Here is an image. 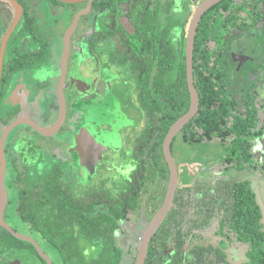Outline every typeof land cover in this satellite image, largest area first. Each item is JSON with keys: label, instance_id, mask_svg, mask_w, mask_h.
I'll use <instances>...</instances> for the list:
<instances>
[{"label": "flooded vegetation", "instance_id": "af4514ba", "mask_svg": "<svg viewBox=\"0 0 264 264\" xmlns=\"http://www.w3.org/2000/svg\"><path fill=\"white\" fill-rule=\"evenodd\" d=\"M205 1L0 0V153L3 146L5 159L3 168L0 155V184L3 180L5 190L0 264H24L25 253L48 264L37 248L51 258L45 229L57 234L67 220L77 224L80 218L87 219L90 231L94 216L109 214L118 204L117 215L137 191L139 207L125 217L113 215L112 233L122 252L119 263L126 255L128 264L135 263L144 230L162 205L167 186V181L159 185L153 172L158 117L152 110L158 101L155 97L148 104L143 93L147 85L154 90L161 73L159 60L166 57L172 75L174 41L186 72L188 33ZM197 34L201 59L208 56L214 74L226 75L230 82L220 88L236 98L234 114L245 116L244 104L251 103L257 119L254 126L226 138L203 136L199 144L218 145L223 140L226 153L194 167L197 171L185 183L180 184L184 163L176 162L183 149L171 148L178 184L158 228L171 224L172 236L181 229L180 248L176 240L162 247L171 261L177 257V264H242L249 247L236 240L231 210L235 182H246L253 191L264 231V0H219L207 7L196 27L193 69ZM118 79L120 94L113 86ZM123 104L139 110L138 137L130 146L131 134L125 136L135 120L122 111ZM238 133L246 141H238ZM231 141L234 150L228 147ZM246 150L251 158L245 160ZM98 169L101 175L94 182ZM76 183L85 185L78 189ZM129 184L132 192L127 191ZM193 185L200 189L198 196L185 190V205L176 218L175 197L181 188ZM104 224L108 231V221ZM117 231L121 239L127 237V244L116 242Z\"/></svg>", "mask_w": 264, "mask_h": 264}, {"label": "trees", "instance_id": "16d2710c", "mask_svg": "<svg viewBox=\"0 0 264 264\" xmlns=\"http://www.w3.org/2000/svg\"><path fill=\"white\" fill-rule=\"evenodd\" d=\"M195 41L193 76L194 85L199 94L200 107L196 116L178 134V138L177 136L174 138L171 146L172 149L182 150L188 141L199 144L201 138L205 135L209 138H213L216 135H222L226 138L234 132L240 133L242 128L248 127L249 129L251 125L254 126L255 120L257 119L256 112L251 103L244 104L247 108L245 116L234 114L235 105H237L236 98L230 96L232 94L231 91H224L220 88L226 84L230 85V82L226 80V75L224 78H220L214 74L213 70L215 69L213 68V64H210L211 60L208 56L204 59H201V56H199L200 45L202 43L199 34L196 35ZM173 54L174 58L171 60L173 64L172 75L168 73L166 57L162 61L159 60L158 65L161 73L159 76H156L154 90L149 89L147 85L143 93L147 103L151 102L155 97L157 98L156 101H158V103L154 102L153 109H155V106L157 107L155 110H152L153 116L157 114L158 117V136L152 159L156 166H154V176L159 181V185L161 182L167 181L169 177V169L162 151L164 137L170 124L184 114L190 106V93L186 83L185 62L182 52L176 48L175 41L173 44ZM220 80H223L222 84H219ZM160 100L162 101L159 102ZM148 110L150 111L151 109L148 108ZM220 131L226 132L225 134H220ZM239 133V136H237L238 141H246V138ZM222 141L220 142L223 144L224 142ZM218 144L220 143L218 142ZM228 147L234 150L235 142L231 141ZM247 152L246 150V153L242 157L245 160L251 158ZM178 158L179 160L176 158L178 164L185 163L182 161L183 151L180 152ZM234 184H236L233 186L235 200L232 201L231 210L234 227L237 232L236 240L238 242L237 244H244L249 247L248 254H245L246 261L242 264H264V231L261 229L259 221L260 214L254 199V193L246 182L237 181ZM189 189V195L192 193L191 195L194 194V197L195 195L198 196V190H200L198 185L181 188L175 197L177 207L175 206L172 209V214L176 218L180 214L182 205H185L182 202L185 201L184 191ZM133 190V185L129 184L127 191L132 192ZM206 190L208 191L209 188L206 187ZM207 191L205 192L206 195L208 194ZM140 198L138 192L135 191V194H131L126 198L125 208L123 211L118 212L117 215L118 204L111 208L109 214L102 213L99 216H94L91 220L93 226L90 231H88L89 226H85L87 219L79 218L77 224L67 220V226L62 227L57 234L45 229V239L53 249L59 252L63 264H118L122 252L115 247L112 237L116 226L113 215H116V217L118 215L125 217L127 211H136L140 205ZM193 205L196 210L198 203H193ZM105 220L108 221L110 226L108 231L104 230ZM176 222V226H178L181 222L180 218ZM170 226L171 224L167 226V222H165V224L154 232L149 244L145 264H177V257L171 261V255H166L162 248L164 246L167 247V242L171 240H176V246L178 248L184 242L181 229L178 232V236H172L168 228ZM177 254L180 255V253Z\"/></svg>", "mask_w": 264, "mask_h": 264}, {"label": "water", "instance_id": "95a60500", "mask_svg": "<svg viewBox=\"0 0 264 264\" xmlns=\"http://www.w3.org/2000/svg\"><path fill=\"white\" fill-rule=\"evenodd\" d=\"M63 2H74L75 0H61ZM219 0H207L202 5H200L193 17L190 30L187 38V46H186V79L190 92V106L189 109L182 114L176 121L169 127L163 143H162V151L164 155L165 162L167 163L169 169V177L167 180L166 191L163 199L162 205L156 211L148 225L146 226L142 240L140 242V246L137 251V257L134 264H144L145 258L147 256L149 242L155 230L160 226L166 217L169 209L173 204V199L175 196L177 184H178V167L174 160L171 151V143L174 136L196 115L199 109V96L197 90L194 86L193 81V47H194V39L196 34V27L198 24V20L200 15L204 12V10L209 7L211 4L217 2ZM58 125V124H57ZM56 125V126H57ZM54 126V127H56ZM1 160L4 168L5 159H4V150L3 146L1 147ZM3 172V170H2ZM5 199V190L3 185V180H1L0 184V209L4 205ZM40 255L47 261L48 264H53L51 258L48 254H46L40 247H37ZM17 262V263H16ZM15 264H21L20 261H15Z\"/></svg>", "mask_w": 264, "mask_h": 264}, {"label": "rangeland", "instance_id": "374dc122", "mask_svg": "<svg viewBox=\"0 0 264 264\" xmlns=\"http://www.w3.org/2000/svg\"><path fill=\"white\" fill-rule=\"evenodd\" d=\"M123 79V78H122ZM120 83V79H118L117 81H114V87H115V93L117 94H120V91L116 89V84ZM124 95V98L127 99L128 95L126 96V94H123ZM130 104V103H129ZM122 111L125 112L127 115H129L131 118H134L135 122L132 124L131 128L129 130H127V134L125 137H127L128 134H131V137L133 138H129L130 140L129 143L125 140L127 144V146L130 144L132 145L133 144V141L138 137V133H137V127L138 125L136 124L137 121H139V118H138V114H139V110L137 109V107H134L133 105L130 106H124V104L122 105ZM127 121V120H126ZM135 125V127H133ZM137 125V126H136ZM124 131V130H123ZM124 137V138H125ZM178 138V136H177ZM176 138V140H177ZM124 142V144H125ZM205 143V142H204ZM129 148V147H128ZM226 147L224 145H222L221 143L216 145V144H213V145H208L207 143L205 144H195V143H190L189 141L184 145V149H183V159L182 161H184V165L182 167H180V184L181 182H184L189 180L190 177L192 178L195 174V172L197 171V169H195L197 167V165L199 166L200 163H203L205 161H207V159H216L218 157H220L221 155H225L226 153ZM118 153H120L118 151ZM175 154L177 155L178 152L175 151ZM106 156H109V153L108 155L106 154ZM178 157V156H177ZM46 158L51 162V157L49 156L48 153H46ZM179 160V158H177ZM109 160V159H108ZM48 161V162H49ZM192 166L190 167L188 170L187 169V166ZM195 167V168H194ZM99 170V169H98ZM189 171V175L187 176V173ZM231 171V170H230ZM107 174L108 178L109 179H112V178H115V176H113L114 174H112V172L110 173H106ZM101 175V171L99 170L97 172V174L94 175V182H96L98 180V178L100 177ZM65 179H68L67 178V174L65 175ZM69 182V181H68ZM69 185L70 182L68 183ZM76 187H78V189H80L81 187H84L85 183L84 184H80V183H76L74 184ZM120 235H122L121 232L117 231V236L115 237V240H117L116 242L119 244V245H124V244H127V240H125V236H123L124 238H120ZM121 240H122V243H121ZM48 244V243H46ZM45 244L46 246V249L48 248V246ZM48 251L51 255V258L52 260L56 263V264H63L61 262V257L59 255V252L56 251L55 249L52 248V250L50 248H48ZM26 252V251H24ZM23 252V253H24ZM21 256V255H20ZM35 256L34 255H27L26 253L24 254L23 256V263L24 264H39L41 261L39 260V258H34ZM125 257V258H124ZM109 258H110V255H109ZM123 260L119 263V264H128V257L127 255L126 256H123L122 258ZM33 262V263H32Z\"/></svg>", "mask_w": 264, "mask_h": 264}]
</instances>
